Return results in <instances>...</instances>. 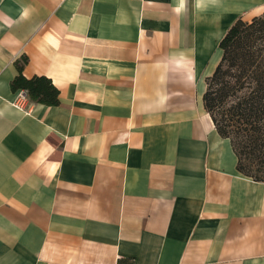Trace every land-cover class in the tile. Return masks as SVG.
I'll return each instance as SVG.
<instances>
[{
  "label": "crops",
  "instance_id": "crops-1",
  "mask_svg": "<svg viewBox=\"0 0 264 264\" xmlns=\"http://www.w3.org/2000/svg\"><path fill=\"white\" fill-rule=\"evenodd\" d=\"M264 0H0V264H264V182L203 107ZM45 77L59 104L12 91Z\"/></svg>",
  "mask_w": 264,
  "mask_h": 264
},
{
  "label": "trees",
  "instance_id": "trees-1",
  "mask_svg": "<svg viewBox=\"0 0 264 264\" xmlns=\"http://www.w3.org/2000/svg\"><path fill=\"white\" fill-rule=\"evenodd\" d=\"M219 49L220 60L205 80L203 107L218 134L230 140L237 170L264 182V12L249 21L237 19ZM25 62L26 58L16 61L19 74L10 83L11 90H25L33 102L58 105V90L50 80L22 76Z\"/></svg>",
  "mask_w": 264,
  "mask_h": 264
},
{
  "label": "clouds",
  "instance_id": "clouds-1",
  "mask_svg": "<svg viewBox=\"0 0 264 264\" xmlns=\"http://www.w3.org/2000/svg\"><path fill=\"white\" fill-rule=\"evenodd\" d=\"M197 4L202 8H216L222 6V0H196ZM181 7L184 6L185 0H180Z\"/></svg>",
  "mask_w": 264,
  "mask_h": 264
},
{
  "label": "rangeland",
  "instance_id": "rangeland-1",
  "mask_svg": "<svg viewBox=\"0 0 264 264\" xmlns=\"http://www.w3.org/2000/svg\"><path fill=\"white\" fill-rule=\"evenodd\" d=\"M250 171H252V174H256L255 168H252Z\"/></svg>",
  "mask_w": 264,
  "mask_h": 264
}]
</instances>
